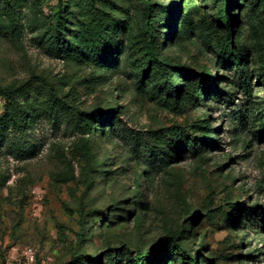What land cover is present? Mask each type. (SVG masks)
Wrapping results in <instances>:
<instances>
[{"label":"rangeland","instance_id":"obj_1","mask_svg":"<svg viewBox=\"0 0 264 264\" xmlns=\"http://www.w3.org/2000/svg\"><path fill=\"white\" fill-rule=\"evenodd\" d=\"M230 4L239 67L210 35L216 0H0V264H28L27 248L32 264H180L168 237L212 264H264V228L243 215L264 223V0ZM165 63L218 75V91L181 89ZM205 130L218 147L192 149Z\"/></svg>","mask_w":264,"mask_h":264},{"label":"trees","instance_id":"obj_2","mask_svg":"<svg viewBox=\"0 0 264 264\" xmlns=\"http://www.w3.org/2000/svg\"><path fill=\"white\" fill-rule=\"evenodd\" d=\"M150 1V0H149ZM232 0H216L217 3H220L221 6L218 10V18L220 21V29L213 30L210 35L212 39L214 38V42L216 44V49L218 50V54L220 57V60L226 63H229L230 66L233 67H239L242 63H244L242 54L238 52V50L235 49V40L232 35V26L233 22L235 19L231 17L230 9L232 5L230 4ZM141 12V21H143L144 24V35L146 38H149V42L147 44V50L149 51V56L151 59L155 60V62L158 60V51H156V47L154 44V38L151 36L152 32L154 30V27L156 26L153 15L155 14L154 11V6L146 4L145 8H143ZM157 12V11H156ZM55 18L57 20L60 19L59 12L55 14ZM96 21L101 25L102 20L95 16ZM205 42H207L208 46V40L206 38ZM93 43V50L92 54L94 56L102 58L105 55V52L109 50L107 46L100 45L99 43L96 42L94 39L92 41ZM91 54V56H92ZM151 61V60H150ZM165 67H168L169 69L172 70L173 73H177L175 76L171 75V79L176 78V77H181V80L179 81L180 83V88L185 89L187 88L190 90V93L194 95H199L201 93V96L205 98H208L210 96H213L216 91H218L217 83L218 80L220 79L218 75H212V78L209 77V75H202V76H197L194 73H191L188 69L182 67V66H176V67H170L167 65V63L164 64ZM213 66L216 68V64L214 63ZM241 70V75L239 77V80L243 81V84H246V76L243 74V69ZM211 80V81H209ZM210 82L211 86L214 87V90L210 91ZM168 92L171 97H177L174 91V87L170 84V81L168 82ZM0 92L4 93L3 90L0 88ZM105 119L108 120L109 125H111V116L110 115H105ZM208 124L209 125V116L206 115V122L202 123V125ZM1 129L3 127H6V130L9 128L7 127L4 123H0ZM258 130L260 131L261 137L264 138V121L259 123ZM206 134V130H205ZM210 134H214L212 138H210V135L208 133L201 139L199 142H195V145L193 146L196 149V147H199L200 150H205L206 147L211 146V147H218L219 144V138L218 134L216 132H213L210 130ZM151 155V153H150ZM259 207L254 205L250 207L248 210H245L243 212V215H245V219L247 222H252L255 223V226L257 227H262L264 225L263 222L259 220ZM240 210H233V216L235 219L241 218L240 216ZM238 215V216H237ZM167 241H170L172 243V248L173 250H177L180 256V264H212V261H208L205 257H201V259L197 256V254H191L190 252L184 251V249L173 240V238L168 237L166 238ZM146 258V254L138 253L137 258L135 260V264H144ZM94 262L97 264L98 259L95 258ZM91 264V261L88 262ZM170 264V263H168Z\"/></svg>","mask_w":264,"mask_h":264},{"label":"built area","instance_id":"obj_3","mask_svg":"<svg viewBox=\"0 0 264 264\" xmlns=\"http://www.w3.org/2000/svg\"><path fill=\"white\" fill-rule=\"evenodd\" d=\"M36 252L32 248H27L23 252V257L28 264H32L35 260Z\"/></svg>","mask_w":264,"mask_h":264}]
</instances>
